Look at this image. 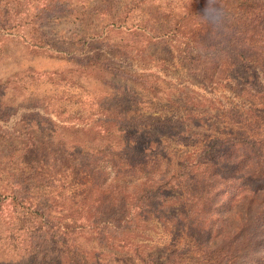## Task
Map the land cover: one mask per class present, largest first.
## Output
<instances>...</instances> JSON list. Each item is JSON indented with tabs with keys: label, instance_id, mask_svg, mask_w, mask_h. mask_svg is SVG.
Segmentation results:
<instances>
[{
	"label": "trees",
	"instance_id": "16d2710c",
	"mask_svg": "<svg viewBox=\"0 0 264 264\" xmlns=\"http://www.w3.org/2000/svg\"><path fill=\"white\" fill-rule=\"evenodd\" d=\"M65 3L47 0L39 10ZM182 8L152 28L140 20L130 26L109 21L88 38L98 44L97 61H66L89 53L87 40L65 60L64 75L79 83L86 66L97 62L117 80L97 78L91 99L76 100L72 112L59 102L57 114L44 101L30 107L41 113L37 128L50 141L28 149L27 159H18L14 168L6 169L0 156V254H20L29 264H62L58 245L70 247L64 254L86 257L72 241L89 231L101 247L100 237L110 238L113 229L122 236L121 247L138 235L137 227L156 219L194 238L207 264H237L240 258L264 264V254L253 255L250 247L264 237V0H186ZM121 10L111 7L108 14ZM107 27L123 30L130 40L106 44ZM25 41L43 61L59 62L56 49ZM138 46L143 62L154 63L144 71L172 60L184 67L183 77L165 73L185 94L177 116L137 107L138 88L161 98L148 75L135 74L130 53ZM60 72L31 74L52 80ZM162 139L180 148L170 152ZM64 160L86 178L81 191L69 188V196L62 195L64 180L56 177L65 171ZM34 163L61 172L51 170L52 178L27 184L20 165ZM91 260L98 264L96 256Z\"/></svg>",
	"mask_w": 264,
	"mask_h": 264
},
{
	"label": "rangeland",
	"instance_id": "374dc122",
	"mask_svg": "<svg viewBox=\"0 0 264 264\" xmlns=\"http://www.w3.org/2000/svg\"><path fill=\"white\" fill-rule=\"evenodd\" d=\"M33 1L0 0V26L5 27L0 29V156L4 158L6 169L14 168L13 163L18 159H27L28 149L35 144L40 146L44 142L48 145L47 141H50L48 135H42L38 131L36 120L40 119L41 113L30 109L31 106L44 101L48 110L54 112L59 102L61 106L72 112L78 107L74 105L76 100L91 99L93 94L91 91L99 88L97 78L117 80L112 74L104 72L97 62L86 66L85 71L80 73L79 83L73 82L74 80L70 77L67 79L64 75L68 65L65 60L74 57L72 51L80 50L81 52L84 42H87L91 36L101 33L104 25L111 20L126 22L127 26L140 20L146 24L147 28L156 27L157 22L166 20L162 19L166 18L165 16L173 15L174 18L178 16L186 0H65L64 5H57L50 11L39 10L47 0H39L37 3ZM40 4L41 6H38ZM119 6H122V10L116 13L115 17H110L108 14L110 8L115 9ZM102 35V40L109 45L114 39L115 41L122 39L121 41L125 43L131 38L123 30L116 31L110 27H107ZM25 40L42 42L46 47L56 49L52 51V54L58 58L59 62L43 61L42 54L34 52L35 48H30ZM88 42L89 47L85 51L89 53L80 57L76 54L72 60H66L71 66H76L79 62L97 61L98 44L96 41L88 40ZM128 48L131 49L129 46ZM90 49L93 51L91 52ZM133 50L134 53H130V56L137 67L135 74L148 75L158 86V96L161 97L159 100L153 97L156 95L150 89L138 88L141 102L137 104V107L141 110H154L174 116L180 114L179 110L183 109L182 99L185 94L176 85L175 80L165 78V73L173 72L175 77H183L184 67L172 60L171 63L157 67L156 70L153 69V72L144 71L142 68H153L154 63L143 62L140 56L142 54L139 52L140 46ZM25 67L31 70L26 71ZM50 68L61 70L52 80L46 79L40 73L31 74L33 69L47 71ZM129 83L135 84L132 81ZM168 95L173 97L174 103L165 101ZM59 98L61 100L56 102ZM92 108L95 109V105ZM57 113L59 111L54 112V114ZM161 144L170 152H176L180 148V145L169 139H162ZM50 158L54 159V155H50ZM18 163L20 162L17 161L16 164ZM63 166L64 173H59L62 177L56 176L64 180L62 195H71L68 194L69 188L71 191H81L82 182L86 179L84 173L70 166L68 160H64ZM20 167L24 171V177L27 178V184L31 185L35 183L39 185L43 179L52 178L53 175H49L51 170L61 172L56 167H41L37 163L21 164ZM112 230L110 229V238L100 237L101 247L97 245L99 239L95 238L93 230L89 231L91 234L72 241L82 250L87 251L86 257L81 256L84 260L78 254L68 253L69 256L64 254V250L67 252L70 247L64 248L58 245L57 248L62 252V255L60 254L62 264H76L74 262L93 264L91 259L94 256L98 264H153L152 262L154 264H207L201 258L196 240L193 238L190 241L191 238L180 233L175 225L169 222L151 219L145 227L144 224L137 227L135 231L139 232L138 235L128 238L127 245H121V247L118 246V241L122 236L118 232L112 233ZM250 247L251 254H264V237L254 244L251 243ZM138 256L146 258V263L140 261ZM213 257L216 256L213 255ZM0 260L3 264H29L28 261H30L29 258H22L20 254L13 252L0 254ZM237 264H244V262L240 258Z\"/></svg>",
	"mask_w": 264,
	"mask_h": 264
}]
</instances>
